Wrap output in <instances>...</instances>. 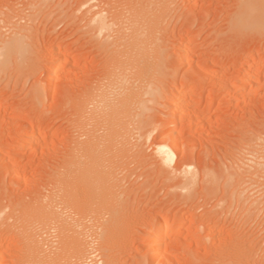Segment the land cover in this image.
<instances>
[{
	"label": "rangeland",
	"instance_id": "374dc122",
	"mask_svg": "<svg viewBox=\"0 0 264 264\" xmlns=\"http://www.w3.org/2000/svg\"><path fill=\"white\" fill-rule=\"evenodd\" d=\"M17 1L15 8L22 10L16 21L24 24L31 17L25 23L44 25L38 33L49 38L45 44L35 33L26 46L32 54L26 48L29 56L19 62L0 57V264H263L264 0H159L156 15L150 10L146 16L141 41L147 43L131 49L100 43L104 33L97 35L101 41H88L94 35L89 17L118 9L119 25H113L122 26L120 18L131 15L138 0H50L29 9L23 6L27 0ZM0 9L3 17L5 6ZM2 24L7 34L8 23ZM251 59L256 60L250 64ZM50 64L58 70L54 74L46 71ZM125 81L131 86L124 90L128 104L108 114L100 98L107 91L115 101ZM177 81L185 83L177 88L186 97H179L176 110L168 101ZM85 108L94 115L98 110V117ZM173 137L178 148L168 147L185 158L176 173L158 159V148ZM160 162L174 174L159 172ZM97 169L107 174L106 184ZM187 179L192 185L183 184ZM157 244L159 259L148 249Z\"/></svg>",
	"mask_w": 264,
	"mask_h": 264
},
{
	"label": "bare ground",
	"instance_id": "6f19581e",
	"mask_svg": "<svg viewBox=\"0 0 264 264\" xmlns=\"http://www.w3.org/2000/svg\"><path fill=\"white\" fill-rule=\"evenodd\" d=\"M48 1H50V0H34V1H31V0H27V2H26V0H25V2L26 3H24V0H23V3L25 4H23V6H29V7H34V6H36V5H43L44 3H46L47 2V4L49 3ZM53 1V0H52ZM71 1V0H70ZM69 1V2H70ZM161 1V0H160ZM18 1L16 0V2H15V0H0V7L3 5V8H4V6H5V9H6V11H4L5 12V14H4V16L3 17H0V27H2V23H4V22H6V23H8V24H4V27H6L5 25H7L9 28V30L6 28V30H8V32H7V34L6 33H2L1 32V30H2V28H0L1 30H0V57H3L5 60H6V62H4V60H3V62L4 63H7V61L9 62V60H11V61H15V60H17V62H19V57L21 58H23V60H24V55L25 56H29V55H26V48H27V50H29V54L31 55L32 54V52L30 53V49L31 50H33L31 47H29V49H28V47H26L28 44H30L31 43V41L30 40H33L34 38H33V36H34V34L35 33H38V30H41V27H42V24H41V27L38 25V24H34L33 23V21H32V23H29V22H27V24L24 22V24L23 23H19L18 21L20 20H18V21H16V18L15 17H17V16H19V17H17V18H20V16L21 15H19V14H21V13H19V11L18 10H20V9H18L19 7H17V8H15V4L14 3H17ZM151 4H148V3H146V2H143V0H138L136 3H133L134 5V10H133V12H132V14L131 15H128L127 16V14H126V18H125V16L124 17H122V18H120L121 19V21L123 22V24H122V26H114L113 24H117V25H119L118 24V22H116V21H118V20H116V19H118L119 17H120V15H119V12H120V14H121V12L122 11H119L118 12V9H113V10H100V11H97V12H95L93 15H92V17H89V18H92V20H90L89 22H90V24H91V28H92V30H89V31H92L93 32V34L94 35H92V37H89V40L88 41H97V40H100L101 41V39H102V42H100V43H108V44H106V45H110V44H115V46H116V44H119L120 45V47H121V45L123 44V45H126V44H130L131 45V47H130V49L132 48V45H133V47H134V45H137V44H140V42L142 43V42H144L145 41V39H144V41H141L142 40V36H143V30L145 31V29H144V26H145V24L147 23V20H146V16L148 15V16H150L149 14V11L150 10H152V13L153 14H155L156 13V7H157V5H158V3H160L159 2V0H151ZM20 3V2H19ZM20 5V4H19ZM18 5V6H19ZM132 5V4H131ZM29 7H28V9H29ZM136 7V8H135ZM23 8V7H22ZM26 8V7H25ZM156 8V9H155ZM159 8V7H158ZM2 9V8H1ZM0 9V10H1ZM155 9V10H154ZM2 10H4V9H2ZM1 10V11H2ZM22 10V9H21ZM21 10H20V12H21ZM24 10V9H23ZM157 10H159V9H157ZM30 12H31V9L29 10ZM3 12V11H2ZM27 12V11H26ZM155 12V13H154ZM124 13V12H123ZM149 13V14H148ZM157 13H158V11H157ZM3 14V13H2ZM1 15V14H0ZM30 15V14H29ZM118 15H119V17H118ZM124 15V14H123ZM122 15V16H123ZM156 15V14H155ZM2 16V15H1ZM148 16H147V18H148ZM151 17H153L152 16V14H151ZM151 17H149V18H151ZM155 17V16H154ZM158 17V15L155 17V19ZM13 18H15V21L13 20ZM30 19H31V17H30ZM29 19V20H30ZM40 19V18H39ZM158 19V18H157ZM156 19V20H157ZM22 20V19H21ZM28 20V21H29ZM46 20V19H45ZM44 20V21H45ZM47 21V20H46ZM91 21H93L94 23H91ZM121 21H119V22H121ZM149 21V20H148ZM153 21V22H152ZM35 22V21H34ZM125 22V23H124ZM150 22H152V23H154V25L156 24L155 22H154V18H151V21ZM43 23V22H42ZM46 23V22H45ZM56 24V23H55ZM49 25V24H48ZM93 25V26H92ZM150 25H153V24H150ZM157 25V24H156ZM159 25V24H158ZM54 26V25H53ZM116 28H114V27ZM148 26V25H147ZM39 27H40V29H39ZM51 27V26H50ZM78 27H79V25H78ZM113 27V28H112ZM150 27V26H149ZM153 27H155V26H153ZM152 27V28H153ZM145 28H147V27H145ZM43 29H45L44 28V25H43V27H42V30ZM48 29V28H47ZM156 29H158V28H156ZM3 31V30H2ZM115 31L118 33L117 34V36L115 35ZM41 33V32H40ZM91 33V32H90ZM102 33H104V35L105 36H103V37H105V38H99L97 35H100V34H102ZM59 34V33H58ZM116 36V37H114V35ZM38 35L39 36H41L40 37V41H41V39H42V41L46 44L47 42H48V39H47V37H48V35H47V37H44V36H46V35H44V34H42V35H44L43 37H42V35L41 34H39L38 33ZM103 35V34H102ZM59 36V35H58ZM68 36V35H67ZM88 36H89V34H88ZM144 36H146V37H144V38H147V35H144ZM35 37H36V35H35ZM52 37V36H51ZM64 37H65V35H64ZM26 38H28V39H25ZM33 38V39H32ZM38 38V37H37ZM49 38V37H48ZM67 38V37H66ZM30 39V40H29ZM59 39V38H58ZM50 40V39H49ZM37 41V40H36ZM41 41V42H42ZM40 42V43H41ZM56 42V41H55ZM146 42V41H145ZM147 43V42H146ZM31 44H33V43H31ZM53 44H54V42H53ZM52 44V45H53ZM41 45V44H40ZM48 45V44H47ZM113 45H110L111 47L113 46ZM118 45V46H119ZM123 45H122V47L121 48H123ZM143 45L144 44H142L141 46H142V48H143ZM30 46V45H29ZM51 46V45H50ZM114 46V47H115ZM128 46V45H127ZM37 47V46H36ZM43 47V46H42ZM53 47V46H52ZM60 47V46H59ZM113 47V48H114ZM125 48H126V46H124ZM129 47V46H128ZM46 48H48V47H46ZM116 48V47H115ZM124 48V49H125ZM138 48H140V50H141V47H139V46H137V51L139 50ZM35 49V48H34ZM37 49V48H36ZM59 49V48H58ZM119 49V48H118ZM124 49H122L123 51H124ZM134 49V48H133ZM132 49V50H133ZM121 50V49H120ZM126 50V49H125ZM140 50H139V52H140ZM36 51V50H35ZM47 51V50H46ZM55 50H53V52H54ZM116 51V50H115ZM119 51V50H118ZM129 51V50H128ZM142 51V50H141ZM37 52V51H36ZM50 52H51V49H50ZM61 52V51H60ZM113 52V51H112ZM125 52V51H124ZM127 52V51H126ZM130 52V51H129ZM129 52H127V53H129ZM133 52H135V51H133ZM119 53H120V51H119ZM119 53L117 54V52H116V54H114L115 56H117V55H119ZM121 53H123L122 51H121ZM120 53V54H121ZM131 53V52H130ZM138 53V52H137ZM142 52H140V54H141ZM12 54V55H11ZM131 54H133V53H131ZM135 54V53H134ZM133 54V55H134ZM139 54V53H138ZM10 55H11V57H10ZM13 55H14V57H13ZM34 55V54H33ZM36 55V54H35ZM43 55V54H42ZM47 55H49V54H47ZM58 55V54H57ZM56 55V56H57ZM112 55V54H111ZM123 55V54H122ZM127 55H129V54H127ZM127 55H126V57H127ZM137 55V54H136ZM135 55V56H136ZM144 55V53H142V55H140V56H143ZM55 56V55H54ZM61 56V55H60ZM120 56V55H119ZM124 56L125 55H123V58H124ZM53 57V56H52ZM62 57V56H61ZM80 57V56H79ZM121 57V56H120ZM130 57V56H129ZM2 58V59H3ZM11 58V59H10ZM21 58V59H22ZM113 58H115V57H113ZM117 58H119L118 56H117ZM122 58V59H123ZM128 58V57H127ZM126 58V59H127ZM134 58H136V57H134ZM140 58V57H139ZM19 59V60H18ZM26 59V58H25ZM51 59V58H50ZM55 59H57V58H55ZM120 59V58H119ZM125 59V60H126ZM136 59H138V58H136ZM135 59V60H136ZM146 59V58H145ZM144 59V60H145ZM36 60V59H35ZM34 60V61H35ZM45 60V59H44ZM43 60V61H44ZM69 60H70V58H69ZM72 60V59H71ZM70 60V61H71ZM74 60H77V59H75L74 58ZM79 60V59H78ZM116 60H118V59H116ZM121 60V59H120ZM119 60V61H120ZM129 60H134V59H130L129 58ZM256 59H251L250 60V64H252L251 62H253V61H255ZM2 61V60H1ZM57 61H59L60 62V60L58 59ZM57 61L56 60H54V61H52L53 62V65H54V67H58V66H55V65H57L58 63H57ZM67 61V60H66ZM122 61V60H121ZM51 62V63H52ZM73 62H76V61H73ZM115 62V61H114ZM126 61H124L123 63H125ZM130 62V61H129ZM133 62V61H132ZM15 62H13L12 64H14ZM35 63V62H34ZM110 63V62H109ZM116 63V62H115ZM117 63H119V62H117ZM122 63V64H123ZM138 63H140V62H137V64ZM3 64V63H2ZM9 64V63H8ZM11 64V63H10ZM112 64H114V63H112ZM122 64H120V65H122ZM7 65V64H6ZM43 65V64H42ZM47 65V64H46ZM60 65V64H59ZM62 65H63V63H62ZM77 65V64H76ZM116 64H114V66H115ZM123 65H125V64H123ZM131 65V64H130ZM129 65V66H130ZM134 65H135V63H134ZM133 65V66H134ZM13 66V65H12ZM15 66V65H14ZM34 66V65H33ZM33 66H32V68H33ZM119 66V65H118ZM117 65H116V68L118 67ZM126 67L125 68H127V66L128 65H125ZM252 66V65H251ZM45 67V66H44ZM54 67L53 66H51V64H50V68L49 69H47L46 68V71L48 70V72H53L52 74H54V72L55 71H53V70H55L54 69ZM111 68L110 69H108V70H111L112 69V66H110ZM121 67V66H120ZM120 67H119V69H120ZM130 67H132V65L130 66ZM135 67L136 66H134V69H135ZM146 67H147V65H146ZM116 68H115V70H116ZM39 69V68H38ZM118 69V68H117ZM132 70H133V67L131 68ZM50 70V71H49ZM57 70V69H56ZM71 70V69H70ZM113 70V69H112ZM122 70V69H121ZM121 70H119V71H121ZM125 69L123 68V71H124ZM130 70V69H129ZM26 71V70H25ZM58 71V70H57ZM73 71H75V70H73ZM131 71V70H130ZM129 71V72H130ZM134 71V70H133ZM133 71L131 72L132 74H133ZM137 70H135V72H136ZM47 72V73H48ZM109 72V71H108ZM112 72V71H111ZM110 72V74H114L115 75V77L116 76H118L119 74H118V72H116L118 75H116L115 74V72H112L111 73ZM128 72V73H129ZM143 72V71H142ZM121 73H122V71H121ZM124 73V72H123ZM125 73H127V71L125 72ZM128 73H127V75H128ZM138 73V72H137ZM137 73L134 75V76H137ZM107 74V77L109 76L108 75V73H106ZM105 74V75H106ZM161 74H163V73H161ZM164 75V74H163ZM256 74H255V72L253 71L250 75H249V78L250 79H253L254 78V76H255ZM51 76V75H50ZM86 76V75H85ZM88 76V75H87ZM96 76V75H95ZM133 76V77H134ZM162 76V75H161ZM169 76V75H168ZM84 77V76H83ZM119 77H120V75H119ZM118 77V78H119ZM123 77V76H122ZM126 77V75L124 76V78ZM155 76H153V78H154ZM170 77V76H169ZM70 78V77H69ZM73 78V77H72ZM80 78V77H79ZM79 78L77 77L76 79L77 80H79ZM86 78V77H85ZM95 78V77H94ZM93 78V79H94ZM110 78V76L108 77V78H106V79H109ZM112 78V77H111ZM114 78V77H113ZM113 78L111 79L112 81H114L113 80ZM123 78V79H124ZM130 78H132V77H130ZM142 78V77H141ZM150 78V77H149ZM158 78V80L159 81H161L162 80V77L161 78H159V77H157ZM172 78V77H171ZM68 79V78H67ZM71 79V78H70ZM127 79V78H126ZM138 79V78H137ZM152 79V78H151ZM166 79H168V78H166ZM69 80V79H68ZM67 80V81H68ZM100 80V79H99ZM120 80H122L121 78H120ZM150 80V79H149ZM153 80H155V79H153ZM153 80H152V82H153ZM71 81V80H70ZM73 81V80H72ZM104 81V80H103ZM106 81V80H105ZM111 81V82H112ZM119 81V80H118ZM127 81H130V79L128 78V80ZM81 82V81H80ZM108 82V81H107ZM121 82V81H120ZM126 82V81H125ZM124 82V83H125ZM145 82V81H144ZM149 82V81H148ZM147 82V83H148ZM151 81L149 82V83H152ZM155 82V81H154ZM162 82V81H161ZM165 82H167V81H165ZM39 83V82H38ZM70 83V82H69ZM123 83V82H122ZM127 83L128 82H126V84L125 85H123V84H118V82L116 83V84H114V85H119V88L121 89V93H119V92H114L115 94H117V93H119V95L117 96V98H115V101H112L111 100V98L108 96V93H107V91H106V94L104 95V93L102 94V95H104L103 97H101L98 93V95H99V97H101L100 98V100L102 101V104H103V109H107V111H108V114H110V111L112 110H114V112H115V110H117L119 107H120V105L121 104H125L126 102H127V97L124 95V94H126V93H124V90H130L131 88V86H129V88H127L126 87V85H127ZM132 83V82H131ZM135 83V82H134ZM137 83V82H136ZM73 84V83H72ZM81 84V83H80ZM110 84V83H109ZM130 84V83H129ZM155 84V83H154ZM154 84H152V85H154ZM163 84V83H162ZM162 84H160V85H162ZM185 84V83H184ZM184 84H183V82H181V81H177V83L175 84L176 85V93L173 95V96H171L172 98L168 101V105H169V107H171V106H177L178 105V102H179V97H186V91L184 90V89H178L177 87L179 86H181V88L182 87H184ZM68 85V84H67ZM111 85V84H110ZM118 85H117V87H118ZM122 85V86H121ZM142 85V84H141ZM149 85V84H148ZM156 86L158 85L157 83L155 84ZM174 85V86H175ZM187 85V84H186ZM65 86V85H64ZM147 86V85H146ZM159 86V85H158ZM173 86V87H174ZM51 87V86H50ZM75 87V86H74ZM83 87V86H82ZM106 87V86H105ZM109 87V86H108ZM145 87V86H144ZM152 87V86H151ZM186 87V86H185ZM184 87V88H185ZM68 87H66V89H67ZM113 88V87H112ZM115 88V87H114ZM159 88H160V86H159ZM38 89V88H37ZM48 89V88H47ZM104 89H106V88H104ZM111 89V87L109 88V90ZM136 89V88H135ZM156 89V88H155ZM161 89V88H160ZM59 90V89H58ZM101 90H103V88L101 87ZM108 90V89H107ZM108 90V91H109ZM144 90H146L145 91V93L147 94V91H148V88L146 87V88H144ZM154 90V89H153ZM157 90V89H156ZM38 91V90H37ZM37 91H35V92H37ZM39 91H40V89H39ZM65 91V90H64ZM81 91V90H80ZM112 91V90H111ZM110 91V94L112 93ZM175 91V90H174ZM185 91V92H184ZM50 92H51V90H50ZM99 92V91H98ZM101 92V91H100ZM99 92V93H100ZM151 92V88L149 87V91H148V93H150ZM157 92V91H156ZM158 92H159V90H158ZM157 92V93H158ZM90 93V92H89ZM102 93V92H101ZM100 93V94H101ZM144 93V92H143ZM142 93V94H143ZM37 94V93H36ZM96 94V95H97ZM114 94V97L116 96ZM127 94H128V92H127ZM141 94V95H142ZM154 94L155 93H152V95H153V97H154ZM76 95V94H75ZM86 95V94H85ZM89 95H92V94H89ZM94 96L93 97H95V94H93ZM97 95V96H98ZM140 95V96H141ZM87 96V95H86ZM112 96V95H111ZM142 96H144V95H142ZM158 96V95H157ZM79 97H81V96H79ZM89 97V96H88ZM92 97V96H91ZM98 97V98H99ZM150 97H151V95H150ZM182 97V98H183ZM69 98V97H68ZM82 98H84V97H82ZM90 98V97H89ZM89 98H87V99H89ZM97 98V97H96ZM132 98V97H131ZM140 98V97H139ZM152 98V97H151ZM154 98H156V96L154 97ZM84 99H86V98H84ZM141 99H144V98H141ZM76 100H78V97H77V99ZM92 100V104H95V101L93 102V99H91ZM91 100H89V101H87V102H90ZM95 100V99H94ZM98 100V102H99V99H97ZM130 100V99H129ZM138 100V99H137ZM151 99H149V101H150ZM153 100H158V99H153ZM80 101H86V100H80ZM144 101V102H143ZM142 102L143 103H145V100H143ZM76 102V101H75ZM97 102V103H98ZM139 102H141V100H139ZM78 103H79V101H78ZM91 103V102H90ZM76 104V103H75ZM83 104H85V103H83ZM82 103H81V105H83ZM127 104H128V102H127ZM132 104V103H131ZM135 104V103H134ZM140 103H137V105H139ZM73 105V104H72ZM81 105H80V107H81ZM90 105L91 104H86V106L85 107H90ZM136 105V104H135ZM134 105V106H135ZM79 106V105H78ZM93 106H95V105H93ZM99 106V108H101L100 107V105L99 104H97V106H95V107H98ZM102 106V105H101ZM142 106V105H141ZM76 106L74 105V108H75ZM83 107V106H82ZM82 107H81V109H82ZM123 107V106H122ZM121 107V108H122ZM131 107V106H130ZM178 107L179 106H177V108H176V110L178 109ZM73 108V107H72ZM98 108V109H99ZM124 108H126V107H124ZM136 109H137V106L135 107ZM142 108H143V106H142ZM155 108V107H154ZM88 109L89 108H85V110L88 112ZM97 109V108H96ZM138 109H140V108H138ZM144 109H146L145 107H144ZM76 110H80V108L79 109H76ZM84 110V109H83ZM89 110H92V109H89ZM110 110V111H109ZM119 110H120V108H119ZM122 110H123V108H122ZM176 110H175V113H174V116H176L177 117V114H179L180 112H176ZM82 111V110H81ZM94 111H96V110H94ZM125 110H123V112H124ZM135 111H137V110H135ZM139 111H141V109L139 110ZM80 112V111H79ZM85 112V111H84ZM91 112V111H90ZM97 112H98V110H97ZM96 112V113H97ZM100 112H101V110H100ZM81 113V112H80ZM79 113V114H80ZM96 113H95V115H94V112H93V110H92V112H91V114H93V116H95V119H96V117H98V116H96ZM102 113V112H101ZM105 113H107V112H105L104 111V113H102V114H104L103 116H105V115H107V114H105ZM140 113H142V112H140ZM78 113H77V115H79ZM87 114V113H86ZM98 114V113H97ZM137 114H138V112H137ZM119 115V114H118ZM124 115V114H123ZM138 115H140V114H138ZM183 114H181L180 115V117L182 116ZM186 115V114H185ZM69 116V115H68ZM92 116V115H91ZM92 116V118H94ZM102 116V117H103ZM109 116V115H108ZM114 116V115H113ZM119 116H121V114L119 115ZM118 116V117H119ZM179 116V115H178ZM117 117V116H116ZM122 117V116H121ZM128 117V116H127ZM180 117H179V120H181V119H183L182 117H181V119H180ZM185 117V116H184ZM190 117H192L193 118V116H190ZM79 118V117H78ZM92 118H90V115H89V120L90 119H92ZM110 118H111V116H110ZM77 119V118H76ZM95 119L93 120V122L95 121ZM100 120H102L101 119V117L99 118ZM105 119V118H104ZM113 119H115V118H113ZM99 120V121H100ZM106 120H108V119H105V121ZM110 120V119H109ZM104 121V120H103ZM182 121V120H181ZM92 122V120H90L89 121V123H91ZM96 123V125H99V123H98V120L97 121H95ZM101 122V121H100ZM88 123V122H87ZM101 123H103V122H101ZM100 123V124H101ZM108 123V122H107ZM113 123V122H112ZM111 123V124H112ZM102 126L103 125H106L105 123H103V124H101ZM110 125V124H109ZM129 125H130V123H129ZM178 125V124H177ZM177 125H176V127H177ZM93 126L95 127V125L93 124ZM101 126V127H102ZM107 126V125H106ZM99 127V126H98ZM111 127V126H110ZM96 128V127H95ZM94 128V129H95ZM87 130V129H86ZM85 130V131H86ZM99 130V129H98ZM93 131H95V130H93ZM166 131V130H165ZM164 131V132H165ZM91 133H92V131H90ZM96 133V132H95ZM110 133V132H109ZM122 134V133H121ZM160 134V133H159ZM163 134V133H162ZM174 134V136H176L175 135V133H173ZM94 135V134H93ZM99 135V134H98ZM90 136V135H89ZM103 136H106V135H104L103 134ZM103 136H101V137H103ZM92 136H90L89 138H87V139H90ZM99 137V136H98ZM29 138V135H27V136H25V139H26V141H28L27 139ZM86 139V140H87ZM153 139H154V137H153ZM86 140H85V142H86ZM91 140V139H90ZM90 140H87V142L88 141H90ZM99 140H100V137H99ZM102 140V139H101ZM155 140V139H154ZM164 140V139H163ZM168 140V139H167ZM180 140V139H179ZM92 141V140H91ZM111 141V140H110ZM165 141V144H161V146L158 148V153H159V155H160V158H158L160 161L162 160L163 162H165V163H167L169 166H173L172 168L174 169V171H175V173H176V170H178L179 168H180V166H181V164H182V159H185L184 158V156H183V158L181 159V158H179L180 156V154L178 155V151H176V150H173V151H175V152H173L172 151V148H169L170 146H171V144H172V146L174 147V148H178V144H179V142H178V138L177 137H173V140H172V142L170 143V145H169V143H168V145L166 144V140H164ZM171 141V140H170ZM86 142V143H87ZM158 142V141H157ZM92 143V142H91ZM83 144V143H82ZM93 145H94V142L92 143ZM91 144V145H92ZM96 144H99V142H97ZM77 145V144H76ZM81 145V144H80ZM90 145V146H91ZM89 146V147H90ZM101 146V145H100ZM99 146V147H100ZM169 146V147H168ZM171 146V147H172ZM78 147V146H77ZM76 147V148H77ZM87 147V146H86ZM96 148V147H95ZM126 148V147H125ZM173 148V149H174ZM82 149V148H81ZM92 149V148H91ZM128 149V148H127ZM83 151V150H82ZM76 152H78V151H76ZM75 152V153H76ZM104 152V151H103ZM183 152V151H182ZM75 153H73V154H75ZM91 153V152H90ZM99 153V152H98ZM102 153V152H101ZM100 153V154H101ZM156 153V152H155ZM157 153V154H158ZM184 153V152H183ZM183 153H181V157H182V154ZM76 154H78V153H76ZM83 154V153H82ZM103 154V153H102ZM256 154V153H255ZM254 154V155H255ZM71 155H72V153H71ZM70 155V156H71ZM185 155V154H184ZM100 156V155H99ZM103 156V155H102ZM179 156V157H178ZM256 156V155H255ZM73 157V156H72ZM180 159H178V158ZM188 157V156H187ZM193 157V156H192ZM68 158H70V157H68ZM101 158V157H100ZM103 158V157H102ZM259 158V157H258ZM258 158H256V159H258ZM75 159V158H74ZM178 159V160H177ZM78 160V159H77ZM101 160V159H100ZM158 160V161H159ZM255 160V159H254ZM262 160V159H261ZM261 160H259V161H261ZM69 161H71V159H69ZM157 161V163H159ZM104 161H100L99 163H100V165H102V164H104L103 163ZM163 162H160V164H158L159 165V172H161L162 171V173L164 172V173H166L168 170H166V168L164 169L162 166L164 165V164H162ZM187 162V161H186ZM66 163H68V161L66 162ZM95 163V162H94ZM91 164V165H95V164ZM69 164V163H68ZM81 164H83V163H81ZM90 164V163H89ZM162 164V165H161ZM171 164H173V165H171ZM255 164H256V162H255ZM8 165H9V167H12V165H11V163H8ZM67 165V164H66ZM70 165H71V163H70ZM70 165L69 166H67V167H70ZM90 165V166H91ZM160 165H161V167H160ZM199 166H200V164H198ZM262 165V164H261ZM89 166V167H90ZM96 166H98V165H96ZM103 166V165H102ZM102 166H99V170H100V167L102 168ZM155 166H156V164H155ZM167 166V165H166ZM66 167V168H67ZM88 167V166H87ZM157 167V166H156ZM198 167V166H197ZM201 167V166H200ZM92 168H95L96 169V167L95 166H93ZM155 168V167H154ZM171 168V169H172ZM97 169V170H98ZM103 169H106L105 168V166H104V168ZM168 169H169V167H168ZM199 169V168H198ZM208 168H206V170H207ZM77 170V169H76ZM76 170H74V171H76ZM85 170V169H84ZM98 170V171H99ZM108 170V169H107ZM155 170H156V168H155ZM205 171V169L203 168V167H201L200 169H199V171L201 172V171ZM86 171V170H85ZM91 171V174H92V169L90 170ZM103 171V170H102ZM102 171H99V172H102ZM156 171H158V170H156ZM166 171V172H165ZM199 171L198 172H195V173H199ZM81 172V171H80ZM88 172H89V170H88ZM104 172V171H103ZM102 172V174L104 175L105 174V172L103 173ZM106 172H108V171H106ZM170 172H172V171H170L169 170V172H167V173H170ZM59 173V172H58ZM77 173V172H76ZM82 173V172H81ZM80 173V174H81ZM94 173H97V172H95L94 171ZM93 173V174H94ZM166 173V174H167ZM72 174V173H71ZM79 174V175H80ZM100 177L102 176V174H99V173H97ZM172 174H174L173 172L171 173V175ZM178 174V173H177ZM194 174V173H193ZM200 174V173H199ZM74 175V174H73ZM96 175V174H95ZM97 175V177L96 178H98L99 176ZM170 175V174H169ZM176 175V174H175ZM175 175H173V177L175 176ZM195 175V174H194ZM63 176V175H62ZM61 176V177H62ZM75 176H77V175H75ZM81 176V175H80ZM196 176V175H195ZM79 177V176H78ZM99 177V179H101ZM104 177H105V179L103 180V181H105L106 179H108L107 178V174H105L104 175ZM75 178V177H74ZM95 179V176L94 177H92V179ZM191 178V177H190ZM190 178H188V179H190ZM194 178H196V177H194ZM194 178H193V176H192V178L190 179V180H192V182H193V180H194ZM72 179V178H71ZM86 179H88V178H86ZM98 179V180H99ZM188 179L183 183V184H187V182L189 183V184H191L192 185V183H190V180L188 181ZM76 180H77V178H76ZM79 180H80V177H79ZM78 180V181H79ZM77 181V182H78ZM81 181V180H80ZM95 182H97V179H95L94 180ZM101 181V180H100ZM107 182H108V180H106ZM106 181L104 182L105 184H106ZM59 182H61V181H59ZM76 182V185L78 184ZM81 183V182H80ZM100 183V182H99ZM83 184V183H82ZM95 185H93L94 187H96V185H98V182L97 183H94ZM103 183H100V186H103L102 185ZM104 184V185H105ZM108 184V183H107ZM85 185V184H84ZM60 186H61V184H60ZM65 186V185H64ZM70 186V185H69ZM83 186V185H82ZM81 185H80V187H82ZM85 186H87V189H88V186H90L89 184L88 185H85ZM84 186V189L86 188ZM92 186V185H91ZM91 186L89 187V189L91 188ZM92 186V187H93ZM100 186L98 187V189H101L100 188ZM108 186V185H107ZM57 187V186H56ZM79 186H77V188H78ZM94 187L92 188V189H94ZM116 187V186H115ZM214 187V186H213ZM59 188H61V187H59ZM97 188V187H96ZM95 188V189H96ZM103 188H105L106 189V185H105V187H103ZM108 188V187H107ZM133 188V187H132ZM62 189V188H61ZM79 189V188H78ZM82 189V188H81ZM212 189H214V188H212ZM216 189V188H215ZM58 197V196H57ZM62 197H63V194H62ZM60 206V205H59ZM42 212L43 211H41V215H43L42 214ZM52 212V211H51ZM57 212V211H56ZM55 213V212H54ZM57 213H59V212H57ZM44 215H46V214H44ZM47 215H49V214H47ZM57 215V214H56ZM50 216V215H49ZM52 216V215H51ZM54 216V215H53ZM41 217V216H40ZM56 217V216H55ZM54 217V218H55ZM59 217V216H58ZM59 218H61V217H59ZM40 219H43L42 217L40 218ZM49 219V218H48ZM53 219V218H52ZM42 221V220H41ZM43 221H45V219H43ZM42 221V222H43ZM53 221V220H52ZM56 221V220H55ZM59 221V220H58ZM57 221V222H58ZM61 221H62V219H61ZM60 221V223H62ZM44 223V222H43ZM59 223V224H60ZM5 224V223H4ZM45 224H47V222L45 223ZM61 225V224H60ZM63 225V224H62ZM57 226V225H56ZM174 226V225H173ZM59 227H61V226H59ZM61 229H62V227H61ZM172 225H169V226H167V229H166V232L167 233H170L171 231H172ZM59 230H60V228H59ZM60 232H62V231H60ZM63 233V232H62ZM60 234V233H59ZM63 235V234H62ZM39 236V235H38ZM48 236V235H47ZM59 237V236H58ZM61 237V236H60ZM60 237H59V239H60ZM47 239V238H46ZM62 239V238H61ZM34 240V239H33ZM39 239H37L36 240V242L38 243L39 241H38ZM196 240H199V239H196ZM4 241V240H3ZM188 241V240H187ZM186 241V242H187ZM61 242V241H60ZM59 242V243H60ZM185 242V241H184ZM194 242V241H193ZM200 242V241H199ZM5 243V242H4ZM59 243H57V244H59ZM1 244H3V243H1ZM0 244V245H1ZM39 244H40V242H39ZM46 244V242L44 243V245ZM61 244H63V242H61ZM177 244H179V243H177ZM181 244V243H180ZM179 244V245H180ZM31 245V244H30ZM37 245V244H36ZM35 245V246H36ZM158 246H159V244H157ZM157 245L155 246V245H148L149 246V248L148 249H150V251L152 250L153 251V256L155 257V259H159L160 258V254H162L161 253V251H162V249H160V247L161 246H159L158 248H157ZM175 245V244H174ZM182 245V244H181ZM188 245V244H187ZM187 245H186V247H187ZM194 245V244H193ZM39 246H41V245H39ZM167 246V245H166ZM196 246V245H195ZM31 247V246H30ZM33 247V246H32ZM38 247V246H37ZM46 247V246H45ZM47 247H49L48 245H47ZM184 247H185V245H184ZM189 247V246H188ZM0 248H1V246H0ZM162 248V247H161ZM170 248V247H169ZM180 248V247H179ZM196 248H197V246H196ZM33 249V248H32ZM40 249V248H39ZM47 249V248H46ZM160 249V250H159ZM198 249V248H197ZM253 249V248H252ZM29 250H30V248H29ZM45 250V249H44ZM63 250V249H62ZM171 250V249H170ZM1 251V250H0ZM31 251H34V250H31ZM46 251V250H45ZM60 253H62L61 252V248H60ZM151 251V252H152ZM252 251V250H251ZM35 252V251H34ZM166 252V251H165ZM60 253H59V255H60ZM254 252H252V254H253ZM152 254V253H151ZM250 254V253H249ZM63 255V254H62ZM1 256V255H0ZM61 256V255H60ZM250 256V255H249ZM264 256V255H263ZM62 257V256H61ZM1 258V257H0ZM152 258V257H151ZM262 258H264V257H262ZM57 259V258H56ZM61 259V258H60ZM244 259V258H243ZM258 259V258H257ZM52 260H54V259H52ZM245 260V259H244ZM248 260V259H247ZM141 261V260H140ZM149 261V260H148ZM246 261V260H245ZM254 261V260H253ZM50 262V261H49ZM243 262V261H242ZM250 262V261H249ZM248 262V263H249ZM62 263H63V261H62ZM244 263V262H243ZM61 264V263H60ZM252 264H254V263H252ZM264 264V263H263Z\"/></svg>",
	"mask_w": 264,
	"mask_h": 264
}]
</instances>
